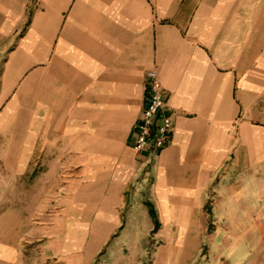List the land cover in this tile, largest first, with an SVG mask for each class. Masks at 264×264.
Masks as SVG:
<instances>
[{
    "label": "crops",
    "instance_id": "0c3cea01",
    "mask_svg": "<svg viewBox=\"0 0 264 264\" xmlns=\"http://www.w3.org/2000/svg\"><path fill=\"white\" fill-rule=\"evenodd\" d=\"M150 69L172 128L156 153H136ZM26 100L22 150L42 148L64 175V222L78 231L140 238L148 203L154 233L175 225L180 239L191 222L196 238L217 178L211 203L244 219L246 177L255 195L264 169V0H0V135ZM13 250L0 239V262Z\"/></svg>",
    "mask_w": 264,
    "mask_h": 264
},
{
    "label": "rangeland",
    "instance_id": "374dc122",
    "mask_svg": "<svg viewBox=\"0 0 264 264\" xmlns=\"http://www.w3.org/2000/svg\"><path fill=\"white\" fill-rule=\"evenodd\" d=\"M28 120L27 101L10 117L9 132L0 135V239L15 249L12 259L0 264H264V169L258 176L262 190L255 195L249 189L251 176L246 177L244 219L238 221L235 209L229 221L224 217L228 209L211 203L212 194L222 192L217 178L196 238L189 222L181 225L180 239L170 237L178 231L175 225L140 238H131L135 234L127 230L100 239L93 223L82 224L78 231L76 224L64 222L69 215L62 212L61 184L66 180L43 158L42 148L22 150L23 144L28 146L22 127ZM229 180L237 185L236 176ZM88 210L83 211L87 219Z\"/></svg>",
    "mask_w": 264,
    "mask_h": 264
},
{
    "label": "built area",
    "instance_id": "2783aa9c",
    "mask_svg": "<svg viewBox=\"0 0 264 264\" xmlns=\"http://www.w3.org/2000/svg\"><path fill=\"white\" fill-rule=\"evenodd\" d=\"M147 77L149 81L144 93V105L132 140V149L136 153H156L169 141L172 128L171 118L164 112L167 103L156 70H148Z\"/></svg>",
    "mask_w": 264,
    "mask_h": 264
},
{
    "label": "trees",
    "instance_id": "16d2710c",
    "mask_svg": "<svg viewBox=\"0 0 264 264\" xmlns=\"http://www.w3.org/2000/svg\"><path fill=\"white\" fill-rule=\"evenodd\" d=\"M147 205H148V210H149V213H150V215H151V217H152V219H153V229H152V231L153 232H156L157 231V229L159 228V226H160V224H159V222H158V220H157V218H156V214H155V211H154V209L152 208V206H150V204H148L147 203Z\"/></svg>",
    "mask_w": 264,
    "mask_h": 264
}]
</instances>
